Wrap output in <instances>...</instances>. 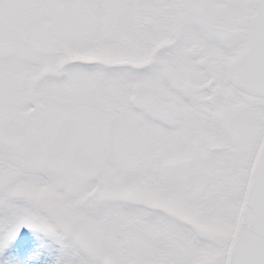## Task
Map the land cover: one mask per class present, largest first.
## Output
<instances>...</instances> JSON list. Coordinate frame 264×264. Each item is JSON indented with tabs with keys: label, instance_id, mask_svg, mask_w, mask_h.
I'll return each instance as SVG.
<instances>
[{
	"label": "snow or ice",
	"instance_id": "obj_1",
	"mask_svg": "<svg viewBox=\"0 0 264 264\" xmlns=\"http://www.w3.org/2000/svg\"><path fill=\"white\" fill-rule=\"evenodd\" d=\"M0 264H264V0H0Z\"/></svg>",
	"mask_w": 264,
	"mask_h": 264
}]
</instances>
